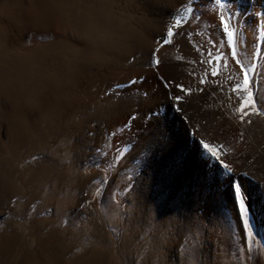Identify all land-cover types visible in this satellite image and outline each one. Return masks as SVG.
<instances>
[{
	"label": "rangeland",
	"instance_id": "374dc122",
	"mask_svg": "<svg viewBox=\"0 0 264 264\" xmlns=\"http://www.w3.org/2000/svg\"><path fill=\"white\" fill-rule=\"evenodd\" d=\"M194 1L0 0V264H153L137 255L144 213L193 209L211 229L201 264H264V137L244 144V119L230 115L243 66L264 123V42L233 66L197 30L151 45ZM201 78L180 107L171 87ZM157 129L163 143L142 151ZM166 259L178 262L171 244Z\"/></svg>",
	"mask_w": 264,
	"mask_h": 264
},
{
	"label": "bare ground",
	"instance_id": "6f19581e",
	"mask_svg": "<svg viewBox=\"0 0 264 264\" xmlns=\"http://www.w3.org/2000/svg\"><path fill=\"white\" fill-rule=\"evenodd\" d=\"M192 6L194 7V10L192 7L190 11L191 14L188 16V20L185 22H179V26L173 29L172 36L169 37L168 35H166L167 37L165 38V36H161V34H158L155 37L153 36L150 38V44L154 46L156 42H159L160 40H162V38H164L163 43H167L170 46H175L177 37H179V35L183 31L197 30L199 32V37L203 40V42H205L210 51L214 52V54H220L221 64L228 63L233 66L235 65V62L237 63V61H241V58H245V53L247 54L250 52V50H254L255 42H264V0H198L194 1ZM256 13H260V15L258 16L256 15ZM171 14L173 15L169 27H172L174 24H176L174 20L178 16L176 15V12H171ZM220 15L224 16L225 23L229 25V31H231L232 33V38L234 37V52L236 53V59H233L231 54L232 51L227 47V37L224 36L223 28L219 25ZM159 46L160 45L158 44V48ZM202 65L204 66L201 71H199V74L202 77L205 76L203 74H206L207 72L213 70L212 62L208 64H201V66ZM147 73H149V75L151 76L150 71H148ZM166 78L167 77H165V79ZM201 81H203L202 78L194 81L192 80L190 81V83L189 81L185 83L184 81L180 80L178 81V85L175 88L174 86L171 87V90H177L178 88V95L184 92L191 96V94L193 95V93H197L207 86V82H204V84ZM166 88L167 86L164 84V86L162 85V88H160V90L166 92ZM160 90L156 91L155 97H158L157 95L159 93H162V91ZM180 96L181 97L179 102H182V106L180 107L186 108V106L189 105V100H187L188 97H183L181 94ZM244 97L245 95L243 92H237L236 94H234L233 102L230 105V111H232L230 115L233 119H244V134H242L241 136V140L243 141V143L255 144L258 139L264 137V123L253 116L251 109L246 110V112L237 111ZM183 108L182 111L184 112L185 109ZM185 114V121H187L189 120V117L187 113ZM182 119L179 118L180 121H184Z\"/></svg>",
	"mask_w": 264,
	"mask_h": 264
},
{
	"label": "snow or ice",
	"instance_id": "6c2138e0",
	"mask_svg": "<svg viewBox=\"0 0 264 264\" xmlns=\"http://www.w3.org/2000/svg\"><path fill=\"white\" fill-rule=\"evenodd\" d=\"M191 3V0H189ZM194 10V7H193ZM260 15V13H256ZM219 25L222 26L224 36L227 37V47L232 48V33L229 31V25L225 23L224 16L220 15ZM179 26V20L176 21L172 27L167 29V35L170 37L173 35V29ZM233 59H236V53L232 52ZM152 63H157L155 53H152ZM219 59V57H217ZM250 69L241 66L240 72L243 74L242 91L246 94L241 101L240 107L237 111H245L251 109L253 113L257 112L256 101L252 92L249 89L248 73ZM203 82V81H201ZM178 100L179 97H176ZM155 140L145 145L142 151L150 152L153 144L163 143V133L156 130L154 133ZM203 147L211 152L213 156L216 155L214 149H210L207 144ZM119 159V157H117ZM225 169L230 173L227 177L229 183V189L232 194L233 210L238 215L239 224L242 227L243 233L251 237L253 230L251 228V222L246 207L247 200L242 189V185L239 179L233 180V176L239 177V173L231 172V169L225 165ZM127 190V188L125 189ZM99 191V189L97 190ZM81 207H84L82 204ZM146 218V228L143 229L144 235L140 237L138 243L141 244L137 250V255L142 258H149L153 264H167V252L168 245L171 244L174 250V254L178 257L177 264H201L198 257L202 246L208 237L211 229L204 222V218L195 209H193L187 215H165L160 214L155 218L152 217L150 211L144 213ZM148 237L150 243L145 240ZM142 242V243H141Z\"/></svg>",
	"mask_w": 264,
	"mask_h": 264
}]
</instances>
